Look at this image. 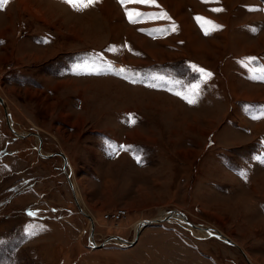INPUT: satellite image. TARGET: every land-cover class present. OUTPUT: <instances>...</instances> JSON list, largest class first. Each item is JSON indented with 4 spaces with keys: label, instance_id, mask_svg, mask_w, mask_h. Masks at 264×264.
Wrapping results in <instances>:
<instances>
[{
    "label": "rangeland",
    "instance_id": "374dc122",
    "mask_svg": "<svg viewBox=\"0 0 264 264\" xmlns=\"http://www.w3.org/2000/svg\"><path fill=\"white\" fill-rule=\"evenodd\" d=\"M178 1L193 50L172 37L159 59L132 38L185 22L139 27L161 0L0 11V264H264V0Z\"/></svg>",
    "mask_w": 264,
    "mask_h": 264
},
{
    "label": "crops",
    "instance_id": "0c3cea01",
    "mask_svg": "<svg viewBox=\"0 0 264 264\" xmlns=\"http://www.w3.org/2000/svg\"><path fill=\"white\" fill-rule=\"evenodd\" d=\"M18 1H20V3H24V6L26 8H28L27 5H26V3H25L26 0H18ZM99 1L102 2V0H99ZM218 1L221 2V0H218ZM230 1L231 0H222V3L224 2L223 3L224 6L225 7H228L227 4H229ZM14 2H16V0H7V3L5 5H3V7H0V11H2V9H5L6 10V8L8 7V5L10 3L12 4ZM161 3L164 4L165 6H167L172 11L171 13L167 14L166 16H169V15L173 14V15H175L174 16L175 20H179L180 18H184L185 19V22L182 23L181 21H177V23L175 24V30L173 31L171 28H169L168 31H165L166 34L163 35V36H159L160 33L159 34H153V35H151V33H148L147 36H145V35H142L141 34V31H138V33H135V32H133V30H129L128 33H130V31H132L134 33L135 38L133 37L132 40L137 45L136 48L140 52H142V54H143L142 57H144V58H146L147 56H151L153 58L159 59L160 56H161L160 54L162 52L161 51L159 52V50H158L159 49V46H157V45L161 44L163 41L169 40V38H172V37H174L173 43H176V45L173 44V47L171 45L172 49L178 50L179 48L177 47L178 46L177 44L180 43V45H183V46L185 45V47L188 50H193L194 40H193L192 37L195 34L194 24L188 19V17L186 15L182 14V10L180 9L181 3L178 0H161ZM140 9H141V11L144 10L143 13L146 12L145 15L152 16V17L144 18L146 20L144 22H142V23H144L145 25H139V27H146V29H149V30H151V28H156V29L163 28L161 25H159V24L154 23V22L151 21V19H155V17L157 16V13H154L152 11H149V10H146V9H143V8H140ZM221 9H223V7ZM113 12H114V9L112 8V13ZM195 12H197V11H195ZM197 14L199 15V17H201V14L200 13H197ZM210 14H209V16L207 18L209 21H206V23L209 24L211 27L218 28L220 26L219 24H220V20L221 19L216 18V17H214V16H212ZM111 15H113V14H111ZM113 16H111V18ZM224 23H225V26H227V22H224ZM183 24L185 26V31H184V28H183ZM155 32L157 33V31H155ZM183 33H184V35H187L188 36V38H189L190 41L189 40L187 41L186 39H185V41H183V40L180 39L182 37V34ZM217 33H218L217 31L212 32V30L209 28L208 34H205V36L206 35H209V36L210 35H213L214 36ZM200 34L203 36L202 33H200ZM177 35L179 36L178 38L176 37ZM0 39L2 40V42H4L3 45H6L9 42L7 40V38L5 39V38H3V36H0ZM129 39H130V37H129ZM188 42H191V45L190 46L188 45ZM197 44H199V42H197ZM153 46H155V47H153ZM42 47H45V46H42ZM144 53H146V55ZM152 53L154 54V56L152 55ZM154 62H158V61H154ZM159 64H161V63H159ZM163 64H165V63H163ZM249 98H251V97H249ZM255 100H257V99H255ZM261 101L264 102V100H261ZM240 197L241 196H238L237 197V201H239L241 199ZM256 206H257V203H256ZM253 211H255V210H253ZM256 213L258 214V216L260 217L261 220H264V215L262 214L263 215L262 216L261 213H259V210L256 211ZM258 219L259 218H256V220H258ZM248 221L250 222V220H248ZM241 225L244 226V222H241ZM245 225H247V224L245 223ZM139 237H140V235H139ZM138 240H139V238H138Z\"/></svg>",
    "mask_w": 264,
    "mask_h": 264
},
{
    "label": "snow or ice",
    "instance_id": "6c2138e0",
    "mask_svg": "<svg viewBox=\"0 0 264 264\" xmlns=\"http://www.w3.org/2000/svg\"><path fill=\"white\" fill-rule=\"evenodd\" d=\"M66 3H68L70 6H72L73 8L77 9V10H82L85 8H88L90 6L95 5L96 3L99 2V0H65ZM7 3V0H0V7H3L4 4ZM121 5H127L129 3H140V4H156V0H120ZM214 11H220V9H214ZM126 15L127 18L129 19L130 22H136V19L139 18L140 16L143 15V13H140L139 11H134L132 9H126ZM158 17H164L167 14L166 13H159L157 14ZM170 19V18H169ZM197 20H201L202 17H196ZM172 30H175V25L172 26ZM205 34H208V30L205 29ZM47 42V41H44ZM199 72H204L203 69H196ZM120 71H123V69H121ZM210 75V74H207ZM135 82V81H133ZM153 87H155V85H152ZM177 95H180V93H176ZM188 103L190 104H195L196 100L195 99H189L188 97H184ZM132 114H129V116H131ZM131 124H135L136 120L135 119H131L130 120ZM122 149H126L127 146H119ZM115 151V149H113V152ZM137 162H140V157L137 156L136 157ZM246 178V177H245ZM30 215H35V213H30ZM31 234H35V233H31Z\"/></svg>",
    "mask_w": 264,
    "mask_h": 264
},
{
    "label": "bare ground",
    "instance_id": "6f19581e",
    "mask_svg": "<svg viewBox=\"0 0 264 264\" xmlns=\"http://www.w3.org/2000/svg\"><path fill=\"white\" fill-rule=\"evenodd\" d=\"M25 3H26V5H27V7L28 8H32V6L29 4L30 2L28 1V0H26L25 1ZM31 6V7H30ZM101 8H102V10H105V12H106V15L108 16V18H110L111 19V16H113V15H111V14H113L112 13V8L110 7V6H108V4H107V1L105 2V3H102V5H101ZM33 9V8H32ZM53 12V11H52ZM113 18V17H112ZM114 26V25H113ZM130 34V33H129ZM128 34V35H129ZM237 91L234 89V95L237 97ZM1 102V101H0ZM2 103V102H1ZM8 123H10L11 124V121H10V114L8 113ZM16 135H18V136H20L21 134H17L16 133ZM72 189L74 190V194H75V196H76V194H77V190L75 189V185H73V183H72ZM77 198V197H76ZM78 199H79V195H78ZM79 203V202H78ZM84 211V210H83ZM85 212V211H84ZM165 215H167L168 217H171V219H169L170 221L172 220V218L173 217H177V218H179V219H185L184 217V215L180 212V211H174V212H171L170 214L169 213H166ZM165 215H163L162 217H160V218H158L159 220H162L164 217H165ZM141 225H142V223L140 222L138 225H137V228H136V237L138 236V233L140 232V230H141ZM193 227V226H192ZM195 228V227H194ZM198 230H199V232H201V233H208L209 234V232H208V230L205 228V229H201V228H198ZM217 233L219 234L218 235V237L219 238H226V236L223 234V233H221V232H218L217 231ZM119 243H122V244H125V245H129L127 242H129V240L128 241H120V240H117ZM105 242H107V241H105ZM92 243L94 244V242L92 241ZM107 244V243H106ZM237 247V246H236ZM247 258H248V256H247Z\"/></svg>",
    "mask_w": 264,
    "mask_h": 264
},
{
    "label": "water",
    "instance_id": "95a60500",
    "mask_svg": "<svg viewBox=\"0 0 264 264\" xmlns=\"http://www.w3.org/2000/svg\"><path fill=\"white\" fill-rule=\"evenodd\" d=\"M2 97L0 96V101L2 102ZM7 114V118H8V112H6ZM60 155H62L64 158H65V163L67 164V159H66V156H65V154L64 153H60ZM162 220H169V219H167V218H164V219H162ZM153 222V221H152ZM151 221H145L144 223L143 222H141L142 223V225H141V228L143 227V226H145L146 224H148V223H152ZM141 231V230H140ZM114 237V236H113ZM226 239L227 240H229L228 239V237H226ZM119 240H123V239H119ZM138 240V238L136 237V238H134L133 240H131V241H129V243L130 244H135L136 243V241ZM125 241V240H124ZM128 241V240H127ZM229 242L230 243H232V244H234V245H236L232 240H229ZM105 245V243H102L101 245H100V247H102V246H104ZM96 246H98L97 244H96ZM238 248H239V246L238 245H236ZM242 253L244 254V256L245 257H247V255H246V253L244 252V251H242Z\"/></svg>",
    "mask_w": 264,
    "mask_h": 264
},
{
    "label": "built area",
    "instance_id": "2783aa9c",
    "mask_svg": "<svg viewBox=\"0 0 264 264\" xmlns=\"http://www.w3.org/2000/svg\"><path fill=\"white\" fill-rule=\"evenodd\" d=\"M126 214L125 210H120L119 212H117L115 215L112 214V217H116L117 219L122 218L124 215Z\"/></svg>",
    "mask_w": 264,
    "mask_h": 264
}]
</instances>
